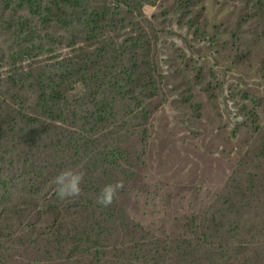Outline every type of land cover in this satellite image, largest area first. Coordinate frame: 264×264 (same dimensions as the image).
Returning a JSON list of instances; mask_svg holds the SVG:
<instances>
[{
	"label": "trees",
	"instance_id": "1",
	"mask_svg": "<svg viewBox=\"0 0 264 264\" xmlns=\"http://www.w3.org/2000/svg\"><path fill=\"white\" fill-rule=\"evenodd\" d=\"M159 1L0 0V21L14 29V39L24 41L37 57L48 55V59H38V63L30 64L36 66L35 69L25 70L18 65L21 51L17 45L8 54L0 43V110L1 99L5 96L13 104L24 105L26 95L21 94L30 85L34 87L35 96L32 110L38 114L31 117L23 114L24 110L19 113L31 123L25 138L38 134V137H46V134L57 132V127L48 120L64 122L71 119L63 123L69 125L71 137L76 136V128L87 132L82 142L73 138L61 145L62 141L57 137L56 150L49 163L47 154L39 156L27 171L21 173L20 180L26 179L29 171L41 169L53 180L67 169L84 173L88 182L81 184L82 192L92 188L88 192L91 193L100 182H95L100 178L98 171L107 177L104 185L122 181L119 177L122 171L130 173L126 170L128 166L125 168L118 162L123 146L127 144L109 148L115 138L141 140L137 149L140 165H130V168L136 167L130 169L132 178L136 176V170L146 163L148 149L155 141L153 132L159 122V112L170 99L187 96L188 104L202 117L203 105L194 99L196 86L204 83L205 68L189 67L190 72H195L191 76L192 73H185L188 67L173 66L164 71L159 64L164 30L161 33L157 29L155 19L143 18L144 7L156 6ZM178 1L176 14L186 18L201 0ZM252 1L254 8L250 11L249 7L242 9L235 29L227 30V33L245 46V51L239 50L232 60L238 63L249 59L259 72H264V0ZM9 10L14 16L27 11L29 17L5 20ZM199 16L196 14L186 26L195 28ZM19 25L30 30V35L21 37L17 31ZM145 25L149 27L148 32ZM196 30L198 33L199 29ZM133 32L136 33L133 35ZM191 77L193 85L190 84ZM165 87L168 96L163 98ZM202 89L213 90L212 82ZM221 96L227 97L224 88ZM86 105L92 107L88 115ZM252 114L257 116L255 124L258 125L254 131L258 133L260 117L256 111ZM8 116L0 114V134L5 123L9 128ZM258 153L259 157L264 156V145ZM119 169L124 170L118 172ZM27 184L29 194L25 199L20 196V204L16 206L13 202H18L14 195L19 184H15L14 176H9L5 167L0 171V264H16L7 261V251L16 252L20 246L27 251L40 242L45 243L42 236L68 245L70 259L90 258V264H193L194 260L196 263L254 264L251 258L237 256L239 251H244V246L238 252L223 256L226 243L219 214L178 216L172 220L170 229L164 228L160 232L158 228L136 223L121 207L119 197L125 194L123 189L111 206L102 208L97 202L89 201L81 210L75 198H59L56 184L47 193L40 190L35 180L31 179ZM256 190H264V172L259 165L253 167L251 178L241 182L239 189H231L232 197L224 202L231 219L238 220L243 210L251 206L250 195ZM64 203L69 205L73 221L72 228L67 230L63 215L68 217L70 213L64 212ZM227 249L232 250L233 245Z\"/></svg>",
	"mask_w": 264,
	"mask_h": 264
},
{
	"label": "rangeland",
	"instance_id": "2",
	"mask_svg": "<svg viewBox=\"0 0 264 264\" xmlns=\"http://www.w3.org/2000/svg\"><path fill=\"white\" fill-rule=\"evenodd\" d=\"M178 4V0H160L156 6L147 5L143 9V18L148 21L155 19L157 29L160 32L164 30V33L161 32L159 46V64L164 67V71H169V67L173 66L188 67L185 73L189 74L192 73L189 67L205 68L204 83L196 86L197 96L194 99L203 105L202 117L188 104L187 96L170 99L159 112V122L153 132L155 141L148 149L146 163L136 170L134 178L130 169L136 167L130 168V165H140L137 149L141 140L115 138L109 144L110 149L127 144L123 146L118 162L125 168L128 166L126 170L130 173L122 171L124 169L118 170L123 172L119 177L125 191V194L120 195L119 202L136 223L158 228L160 232L164 228L170 229L172 220L178 216L219 214V224L224 232L223 241L226 243L223 256L238 252L244 246V251H239L238 257L251 258L254 264H264V190H256L250 195L251 206L243 210L238 220L231 219V213H226L224 205L232 197L231 189H239L241 182L251 178L254 166L259 165L264 172V156L259 157L258 153L264 145V72H259L256 64L249 59L238 63L232 60V56L239 50L245 51V46L227 33V30L235 29L241 10L249 7L250 11L254 3L252 0H201L186 18L176 14ZM13 14L12 10L7 11L4 19L17 21L20 17H29L27 11L19 16ZM196 14H200L196 27L192 29L186 26L195 19ZM196 29H199L198 33ZM145 30L148 32V25H145ZM13 31V28L6 27L0 21V43L8 54L17 45L21 51L19 67L35 69L36 66L30 64L38 63V59H48L47 54L37 57L36 52L31 51V47L24 44V41L17 37L14 39ZM17 31L23 38L30 35V30L23 25H19ZM242 43L249 46L247 42ZM193 82L191 77L190 84L193 85ZM209 82H212L213 90H203L202 87ZM223 88L227 97L221 96ZM33 91L34 87L30 85L22 91L21 95H26L24 97L27 100L24 105L13 104L7 96L1 99L0 114L9 115V128L5 123L0 134V171L5 167L8 175L14 176L15 184H19L14 195L18 202H13L16 206L20 204V196L24 199L28 196L29 180H35L44 193L55 184L44 169L29 171L25 181L19 179L21 173L27 171L39 156L47 154L46 160L49 163L56 150L57 137L62 145L73 138L82 142L83 136L87 134L76 128V136L71 137L69 125L63 124L71 119L64 122L48 120V123L57 127V132L46 134V137H38V134L25 138L31 123L19 113L24 110L23 114L37 116L38 113L32 110L35 104ZM166 96L168 88L165 87L163 98ZM91 108L86 105L87 115ZM253 111L260 117L261 130L258 133L254 131L258 123L255 124L257 116L252 114ZM98 173L100 178L95 182L100 181L99 185L93 187L91 193L88 192L92 188L75 198L81 210L88 206L89 201L95 203L105 186L107 177L101 171ZM87 182L84 175L82 184L87 185ZM92 185H95L94 182ZM62 208L64 212L70 213L68 217L63 215L64 229H71L73 221L69 205L64 203ZM42 237L45 243L40 242L27 251L21 249V246L16 252L7 251V261L16 264H90V258L70 259L71 249L61 241ZM232 245L233 249L228 250V246ZM5 249L9 250L6 246ZM110 262L114 260L110 259ZM193 264L213 263H196L194 260Z\"/></svg>",
	"mask_w": 264,
	"mask_h": 264
},
{
	"label": "clouds",
	"instance_id": "3",
	"mask_svg": "<svg viewBox=\"0 0 264 264\" xmlns=\"http://www.w3.org/2000/svg\"><path fill=\"white\" fill-rule=\"evenodd\" d=\"M84 174L82 172H74L71 170L63 171L54 178L57 185V194L60 199L76 198L81 195V184L83 183ZM122 181L114 184L105 185L97 197V204L102 208L111 206L118 198L119 192L123 189Z\"/></svg>",
	"mask_w": 264,
	"mask_h": 264
}]
</instances>
